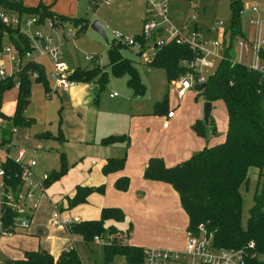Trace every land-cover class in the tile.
Segmentation results:
<instances>
[{"label":"rangeland","instance_id":"374dc122","mask_svg":"<svg viewBox=\"0 0 264 264\" xmlns=\"http://www.w3.org/2000/svg\"><path fill=\"white\" fill-rule=\"evenodd\" d=\"M239 1L241 3L239 22L243 38L238 36L233 39L229 48V58L250 65L255 62V53L251 50L250 44L241 46L237 41L244 39L256 44L257 39L264 38V0ZM21 2L25 6H35L38 2L42 4L53 2L52 11L68 19L57 20L55 31L47 28L48 22L41 29L44 35L52 38L53 45L59 47L61 62L68 72L74 68L92 66L105 68L107 46L90 28L92 22L97 21L102 25L108 42L113 39V33L123 38H133L142 33L145 0H21ZM251 4L256 7L255 14L250 11ZM230 15L229 0H169L167 12L168 20L175 29L189 32L195 27L201 40L205 42L217 40L224 47H227L229 41L228 34L225 35L224 31L229 27ZM251 16L253 23L249 25L247 22ZM68 17L83 19L86 27L82 32L76 33L79 24L72 26ZM216 23L221 24V30L216 29ZM149 51L146 48L140 55L129 48L120 51L124 58L132 62L144 85V92L140 97L132 96L125 84V75L115 78L109 73L106 85L99 90L95 98L91 94L94 88L91 83H74L67 92L55 91L49 78L54 72V66L47 57L38 59L46 82L30 81L28 85V97L25 100L27 105L22 114L24 120L29 122L15 126L16 132L12 136V142L18 149L25 151V160L28 158L34 160L36 166L32 171L36 177L61 171L57 179L44 186L42 197L38 195L39 193L35 194L39 200L37 203L42 199L46 200L52 211L54 207L62 204L63 209H67L65 217H76L80 220L83 218L82 215L73 212L77 205L68 208L65 198L69 197L77 186L101 185L102 191L95 197L105 201L104 207L119 208L124 216L122 222L114 225L118 232H105L96 236L100 243H94V237L88 244L74 243V251L81 264H127L121 257H117L120 255L114 256L112 260L106 259L104 255L108 249L113 252L116 248H128L127 245L141 249L182 251L186 233L185 215L175 192L169 185L162 183L164 188L154 189L157 193L147 196L146 192L149 189L141 184L145 162L150 156L160 157L165 165L172 166L201 148L218 144L224 139L227 120L222 103L220 101L212 103L208 132L204 137L196 136L191 126L196 120L202 119L204 104L202 97L197 94L196 85L189 79L190 89L183 99L178 100L175 97L173 80L167 81L162 70L147 66L144 57ZM216 52L221 58L223 49H217ZM258 58L260 63H264L259 55ZM211 60L213 67L202 69L200 72L204 78L212 74L218 65V59ZM163 99H165L163 112H154L155 104L161 103ZM15 103L14 88L1 94L0 114L8 119L2 120L0 116V124L7 129L13 126L10 118L14 114ZM166 111H171L173 118L168 120V130L162 132L160 126ZM108 136H124L126 140L101 145L100 140ZM109 157L124 158L123 173L127 176L128 184L123 191L113 187L115 173L107 176L101 174L102 162ZM257 173L255 168H249L247 184L240 186L239 189L242 200L240 221L242 226L252 205V196L261 187L262 180L261 178L257 180ZM261 174L264 175V169ZM84 182L87 185H84ZM140 195L142 199L143 196H147L139 203L141 210L138 209L140 198H137ZM38 207L37 204L36 208ZM29 228L30 224L27 231ZM127 228L129 235L125 237ZM51 229L53 228H48L50 234L53 233ZM33 236L44 241L42 246L47 250L54 245L56 237H60L53 234L40 238L35 233ZM64 237L67 239L66 235ZM1 257L4 259L7 255ZM4 260L1 261L0 258V264H4ZM258 260L264 262V256H258ZM137 263L138 261L134 264Z\"/></svg>","mask_w":264,"mask_h":264},{"label":"trees","instance_id":"16d2710c","mask_svg":"<svg viewBox=\"0 0 264 264\" xmlns=\"http://www.w3.org/2000/svg\"><path fill=\"white\" fill-rule=\"evenodd\" d=\"M52 4V3H51ZM0 6L8 7L14 12L35 16L39 23L45 20L51 21L54 26L57 20L63 21L65 17L56 15L49 10L51 5H43L38 2L35 7H23L21 0L15 2L0 0ZM230 19L229 27L224 31L228 34V45L223 48L221 60L215 71L206 76L203 83L196 84L197 94L204 102L211 105L220 101L226 115V130L222 142L203 147L185 160L166 166L160 157H149L145 163L142 178L147 181L161 182L169 185L175 192L179 206L186 216V231H195L198 225H203L212 236V245L216 248L238 249L245 247L248 241L254 245L253 249L245 251V264H264L258 260V256H264V76L249 69L246 65L232 61L229 58V48L234 38L241 34L239 12L241 3L239 0H229ZM72 26L79 24L76 33H80L86 27L83 19H71ZM57 27V26H56ZM8 32L12 44L20 55L27 49V40L17 35L0 23V49L3 32ZM76 36V35H75ZM142 49L136 52L140 55L149 42L141 36H135ZM224 41V38H223ZM107 63L105 68L92 66L89 68H74L67 72V79L74 83H91L96 88L94 98L99 90L103 89L108 80V73L112 77L126 76L125 84L130 89L132 96L140 97L144 92L137 70L132 62L124 58L120 51L128 47L121 42L112 39L106 43ZM130 49V48H129ZM153 57L146 62L149 68L160 69L167 81L176 80L179 77L195 73L182 62L189 63L196 52L186 46L169 41L152 49ZM264 61V50L258 53ZM92 60V59H91ZM106 69V70H105ZM34 70L37 77L33 81L46 82L42 66L35 63H27L14 77L0 80L1 94L13 88L15 80L19 82L16 91V103L14 114L10 118L13 126L27 124L22 116L23 102L28 97V85L31 80L27 72ZM108 71V72H107ZM47 89V88H45ZM93 98V99H94ZM161 103L155 104L154 112H163ZM0 116H3L0 114ZM210 117V116H209ZM207 125L202 120H196L191 129L198 137L206 136L210 120ZM8 119V118H7ZM124 136L104 137L101 145H111L125 141ZM124 158H107L102 167L101 174L107 175L122 170ZM14 174L19 172L15 166L10 167ZM249 168L257 170V180L262 183L258 192L252 196V205L248 209V216L244 226L241 225V195L240 186L247 184V172ZM59 172L46 175L44 186L57 179ZM14 183H19L14 179ZM128 179L119 176L113 182L114 189L123 191L126 189ZM102 186L86 187L77 186L71 197L66 199L67 207L83 204L88 195L93 192L100 193ZM123 214L116 207H103L100 209L96 220L79 221L65 229L67 234L80 238L88 244L91 239L105 232H118L116 223L123 221ZM129 228L125 230L128 237ZM140 248L129 247L116 248L113 252L105 251V258L112 255H121L126 263L141 262ZM5 264H81L73 249L62 252L54 259L47 252L35 251L26 253L22 259L7 260Z\"/></svg>","mask_w":264,"mask_h":264},{"label":"built area","instance_id":"2783aa9c","mask_svg":"<svg viewBox=\"0 0 264 264\" xmlns=\"http://www.w3.org/2000/svg\"><path fill=\"white\" fill-rule=\"evenodd\" d=\"M2 1L10 2V0ZM168 7L169 0H145L144 20L140 36L149 41L146 46L150 51L144 57L146 62H149L153 57V46L156 48L169 41L184 45L197 53L188 64L182 62L195 73V76L188 74L173 80L175 97L181 100L191 87L189 79L195 85L203 83L205 78L200 74L201 70L213 67L212 58L221 60L222 57H218L216 50L223 49L224 46L217 40L211 42L201 40L195 28L189 32L184 29H175L167 17ZM250 11L256 13L254 4L250 5ZM46 22H48L47 28L55 31L56 26L49 20L39 23L35 16L20 15L8 7L0 6V23L9 28L14 35L18 34L27 40V49L19 55L9 38L8 32H3L0 49V80L11 77L15 79V74L27 63L37 64L39 58L47 57L54 66L53 77L51 78L54 90L66 92L73 86L74 82L66 77L68 70L61 62L62 55L59 47L53 45L49 35H44L41 32ZM247 23L252 25L253 18L250 17ZM215 25L216 29L221 30L220 23ZM70 35L74 37L73 34ZM221 38L223 41L222 34ZM113 39L136 52L142 49L139 41L135 40L134 37L123 38L113 33ZM237 44L241 46L250 44L251 50L255 53V62L247 65V67L264 76V63H260L258 58V53L264 45V38L257 39L256 44L244 39L237 41ZM27 76L29 80L33 81L36 79L37 73L30 70L27 72ZM18 87L19 82L15 80L13 88L17 91ZM172 116L171 111L165 113L161 128L168 127V119ZM1 119L7 118L3 119L1 116ZM15 132L14 126L7 129L0 124V242L14 235L27 232L32 213L37 207L34 191L37 189L42 193L44 180L47 177L41 175L38 178L32 172L35 162L31 158L25 160V151L18 149L12 142V136ZM11 166L17 167L19 172L14 174ZM16 175L19 183H14ZM77 222L79 221L76 217H61L57 207H54L50 219L52 226L65 230ZM93 240L94 243H100L96 236ZM253 247V243L248 241L243 248H216L212 245L211 234L205 230L203 225H198L195 231H186L182 251L155 248L141 249L140 264H245V251L251 250Z\"/></svg>","mask_w":264,"mask_h":264},{"label":"crops","instance_id":"0c3cea01","mask_svg":"<svg viewBox=\"0 0 264 264\" xmlns=\"http://www.w3.org/2000/svg\"><path fill=\"white\" fill-rule=\"evenodd\" d=\"M51 3H53V2H48V3L45 2L43 4L51 5L49 10L51 12H53L52 8H51L52 7ZM22 5H23V7H35L37 4L35 6H25L22 3ZM252 14H254V13H252ZM56 15H58V14H56ZM221 34L223 35V33H221ZM37 64H39L38 60H37ZM243 65L247 66L248 64H243ZM172 83H173V81H172ZM172 118H173V116L171 118H169L168 120L170 121V120H172ZM160 128H161V126H160ZM168 128H169V126L167 128H165V129L161 128V130H162V132H166L168 130ZM109 158H111V157H109ZM106 159L107 158H105L103 160L102 165H103V163H104V161ZM35 166H36V164H35ZM115 175H116L115 179L118 178L119 176H125L127 178V176L123 173V168H122L121 171L116 172ZM142 180L143 181H142L141 184H143L145 186L144 188H148L149 189V191L146 192L148 197H150L152 195V193H157L154 189L164 188L161 182L160 183H153L151 181H146L143 178H142ZM83 184L87 185L85 182ZM88 187H93V185H90ZM73 192H72V194H73ZM37 193H39L38 195L41 196V192L38 191L37 189H35L34 196ZM96 194L97 193H95V192L91 193L90 195L87 196V198L85 200L86 202H84L83 204L77 205L73 209V212L78 213V214L82 215V217H83L82 218L83 220L80 219L78 221H87V220H96V219H98L100 209L105 206V204H104L105 201L95 197V196H97ZM71 195L69 197H71ZM141 195H143V194H141ZM141 195L139 197H137V198H140V200L138 202V206H139V203L147 197V196L146 197L143 196V199H142ZM67 198H65V203H66V199ZM35 199L37 200L36 197H35ZM37 201H39V200H37ZM37 204H38L39 207L36 208V210H34L33 213H32V216H31V219H30V228H29V230L25 234H20V235L17 234V235H14V236H12V237H10L8 239H4V240H2L0 242V255L1 256L7 255V258H4L5 260L2 259V257L0 256L1 261L4 260V264H5V262L7 260H19V259H22L26 253L35 252V251H37L39 249H42V251L47 252L54 259H56L62 252L66 251L68 249H73L74 250V246H73L74 243L77 244L78 242H82L79 237L67 234L64 229L58 228V227H54V226H52L50 224L51 211L52 210L50 209V207H49L50 205H49V203L46 200L42 199ZM88 205H90V206H88ZM57 209H58L59 214H60L61 217L62 216L63 217L67 216V214L65 212L67 209H65V208L63 209L62 204H60L57 207ZM138 209L141 210V207L139 206ZM68 211H71V210H68ZM185 218H186V216H185ZM50 227L53 228V229H51L52 232H53L51 234H50V231L48 230V228H50ZM62 231L64 232V235H66L67 239L64 237ZM33 233H35L36 236L40 237V238L41 237L44 238L47 235L49 236V235H53V234H58L60 237H56V241H55L54 245H52V247H50L47 250L45 247L42 246L44 241H41L40 239L34 237ZM82 243L85 244L84 242H82ZM127 246H129V245H127ZM129 247H134V248H140L141 249V247H136V246H129ZM108 251H110V249H108ZM104 255H105V253H104ZM114 256H116V255H112V257H110L109 259L112 260V258ZM117 257H121L125 261L123 256L120 255V256H117ZM125 263H126V261H125ZM132 264H134V263H132ZM137 264H140V263H137Z\"/></svg>","mask_w":264,"mask_h":264},{"label":"water","instance_id":"95a60500","mask_svg":"<svg viewBox=\"0 0 264 264\" xmlns=\"http://www.w3.org/2000/svg\"><path fill=\"white\" fill-rule=\"evenodd\" d=\"M11 2H14L15 0H10ZM90 10H92V4L90 5ZM90 28L97 33L104 41L105 43H107V38L104 32V29L102 27V25L100 23H98L97 21H94L90 24ZM153 48H155V46H153ZM53 77L52 74L49 75V78L51 79ZM96 93V88L94 87L92 89L91 94L94 96ZM27 102L24 101L23 102V107L22 109L24 110L26 108ZM210 111H211V104L209 102H204L203 106H202V122L204 125H207V121H208V117L210 116ZM22 116H24L22 114ZM3 119H5L4 116H2ZM38 234V233H37ZM45 252V251H43Z\"/></svg>","mask_w":264,"mask_h":264}]
</instances>
